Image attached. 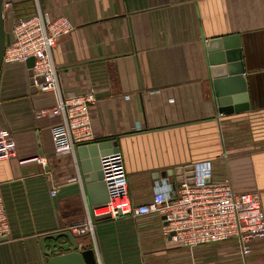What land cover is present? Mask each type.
Listing matches in <instances>:
<instances>
[{"label":"crops","instance_id":"crops-1","mask_svg":"<svg viewBox=\"0 0 264 264\" xmlns=\"http://www.w3.org/2000/svg\"><path fill=\"white\" fill-rule=\"evenodd\" d=\"M11 1L9 34L14 16L32 15L38 6L75 24L54 48L61 86L67 94L95 92L96 139L81 145L119 143L135 204L152 200L158 184L177 191L174 168L182 166L188 180L193 164L209 160L217 180L229 178L236 191H259L264 211V0ZM226 36L241 43L249 98L248 111L229 115L218 113L207 49ZM55 102L53 92L32 90L26 63H3L0 129L13 132L17 152L0 161L10 224L0 240V264H48L42 236L86 220L94 205L81 177V145L56 153L57 119L35 117ZM35 156L47 165L21 163ZM94 224V234L76 237L80 247L95 250L98 264H264V238L251 240L245 255L238 238L193 247L171 241L159 216L95 218Z\"/></svg>","mask_w":264,"mask_h":264},{"label":"built area","instance_id":"built-area-1","mask_svg":"<svg viewBox=\"0 0 264 264\" xmlns=\"http://www.w3.org/2000/svg\"><path fill=\"white\" fill-rule=\"evenodd\" d=\"M12 7L4 0L6 19ZM10 31L11 41L5 45L3 63H26L34 58V78L37 90L53 92L56 102L35 112L36 119H57L51 126V137L58 154L70 153L78 145L96 139L91 106L97 102L95 92L65 93L55 63L54 48L62 36L70 34L75 24L66 16L52 18L48 11L37 7L29 16L14 18ZM44 79L39 81L38 77ZM117 148V147H115ZM17 144L10 129H0V161L16 156ZM47 165L43 156L21 160ZM101 170L109 191V200L95 204L86 220L71 225L68 230L75 236L94 234L95 218L118 219L124 216L140 218L159 216L163 230L171 241L185 246L240 240L243 253L251 252L250 241L264 238V211L259 191H236L229 178L217 180L211 161L192 165L190 179L183 181L176 191L170 184H158L152 200L135 204L131 198L128 177L122 153L115 149L101 157ZM59 189L50 193L54 197ZM10 224L0 181V239L9 236Z\"/></svg>","mask_w":264,"mask_h":264},{"label":"water","instance_id":"water-1","mask_svg":"<svg viewBox=\"0 0 264 264\" xmlns=\"http://www.w3.org/2000/svg\"><path fill=\"white\" fill-rule=\"evenodd\" d=\"M3 2L4 0H0V75L3 67L5 45L11 41L10 34L5 31L6 17L3 11ZM207 49L218 113L229 115L235 112L248 111L249 98L247 83L244 78L245 66L240 41L231 36L213 39L209 41ZM34 62V58L31 57L26 64L29 84L32 90L36 91L33 71ZM43 79V76L38 77L39 81ZM235 104L236 106H234ZM113 147L119 149V143L104 139L89 146L81 145L77 149L81 177L91 199V205L104 203L109 200L110 194L103 180L104 173L101 170V157L111 153ZM90 157L91 159H89ZM183 170L184 168L180 166L174 168L171 172L178 176V185H181L184 181L182 177ZM61 237H67L68 241L61 243L59 241ZM7 238L8 236H5L0 240ZM48 239L54 241L47 243ZM41 244L43 254L48 258V264H98L95 250L80 247L78 238L68 230L43 235Z\"/></svg>","mask_w":264,"mask_h":264},{"label":"rangeland","instance_id":"rangeland-1","mask_svg":"<svg viewBox=\"0 0 264 264\" xmlns=\"http://www.w3.org/2000/svg\"><path fill=\"white\" fill-rule=\"evenodd\" d=\"M260 123H261V125H260V127H261L260 130H262V129L264 130V127H263V126H264V120H261Z\"/></svg>","mask_w":264,"mask_h":264}]
</instances>
